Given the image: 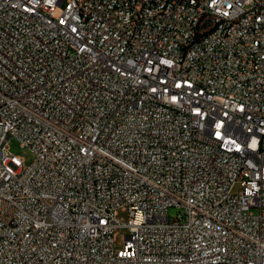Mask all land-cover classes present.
<instances>
[{
    "label": "built area",
    "instance_id": "built-area-1",
    "mask_svg": "<svg viewBox=\"0 0 264 264\" xmlns=\"http://www.w3.org/2000/svg\"><path fill=\"white\" fill-rule=\"evenodd\" d=\"M0 264H264V0H0Z\"/></svg>",
    "mask_w": 264,
    "mask_h": 264
},
{
    "label": "rangeland",
    "instance_id": "rangeland-1",
    "mask_svg": "<svg viewBox=\"0 0 264 264\" xmlns=\"http://www.w3.org/2000/svg\"><path fill=\"white\" fill-rule=\"evenodd\" d=\"M62 8H63V5L59 6L57 9V12L61 11ZM8 146H9L10 151L13 154L20 156V158H22L25 165H27L31 162L32 154L30 153L29 150L22 148L17 139H15L13 137L9 138L8 139ZM237 190H238V188L235 187L233 191L237 192ZM177 213H178V210L175 207H170L168 209V214L170 217H175L177 215ZM117 217L119 219H121L122 221H126L128 218V215H127L126 211L124 212V211L119 210ZM128 234H129L128 229L125 227L115 229L114 235H113L114 248L115 249L120 248L122 246V244L124 243L125 236Z\"/></svg>",
    "mask_w": 264,
    "mask_h": 264
},
{
    "label": "bare ground",
    "instance_id": "bare-ground-1",
    "mask_svg": "<svg viewBox=\"0 0 264 264\" xmlns=\"http://www.w3.org/2000/svg\"><path fill=\"white\" fill-rule=\"evenodd\" d=\"M261 12V4L242 5L229 13L230 21L241 20V18ZM210 129H217V121H210Z\"/></svg>",
    "mask_w": 264,
    "mask_h": 264
}]
</instances>
